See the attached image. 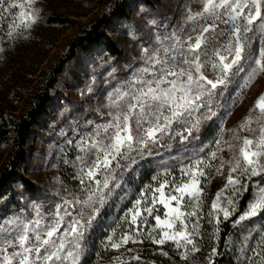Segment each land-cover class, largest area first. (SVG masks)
I'll list each match as a JSON object with an SVG mask.
<instances>
[{
	"label": "snow or ice",
	"instance_id": "6c2138e0",
	"mask_svg": "<svg viewBox=\"0 0 264 264\" xmlns=\"http://www.w3.org/2000/svg\"><path fill=\"white\" fill-rule=\"evenodd\" d=\"M200 2L202 9L187 17L188 21L196 22L198 26L200 20L205 21L195 42H190L193 39L191 36L188 41H182L173 33L175 42L170 46L165 47L161 43V49L151 53L144 49L147 66L141 68L131 81L126 82L127 90L117 87L109 93V104L106 106L115 109L114 112H109L111 120L98 125L93 135L82 140L80 151L85 155L77 157L82 165L79 179L84 186L83 198L65 199L63 204L57 205L48 214V218L37 207L33 219L14 217L0 222V264H80L85 250V232L91 228L99 208L104 206L114 189L119 187L116 169L131 168L137 162V155H144L150 144H157L172 131L173 124L191 125L185 129L191 135L192 129L200 123V117L196 113L201 108L211 112L210 106L218 95L216 89L223 86L222 92L227 90L231 83L230 77L244 73L247 77L244 82L246 88L256 76L264 72V43L253 51L252 37L248 36L249 32L256 35L259 31L258 39H264L261 11L264 0ZM15 7L17 5L9 0H0V12L10 11ZM35 22L34 15L26 12L20 26L28 27ZM257 22L258 29H254L253 25ZM218 23L227 26L230 39L222 50H209V42L225 34V29L217 31ZM207 33L211 35H205ZM8 36L11 37L12 33L9 32ZM202 56L204 59H201ZM245 65H248L247 71ZM206 67H211L217 73L215 79L206 76ZM256 109L261 114L260 118L264 119V95L259 97ZM251 123L252 118L249 116L240 125V130H251ZM259 133L255 140L244 139L239 149L240 158L233 164L226 188L239 182L231 174L238 170L252 176L264 173V161L261 159L264 157V125L260 127ZM176 134L186 139L182 133ZM212 156L215 158V153ZM121 161L124 163L121 164ZM202 167V161L187 167L183 171V175L189 177L187 181L175 183L164 179L158 181V187L148 186L143 190L140 199L125 217L127 220L130 215L129 223L134 227L130 228V233L122 235L119 241H114L110 236L108 239L111 247L118 249L129 240L136 242L135 237L142 231L138 218L143 213L152 216L155 206L160 204L165 209L163 218L160 214L154 216L155 225L147 233V238L159 245L171 241L178 250H184L181 254L185 259V252L199 251L194 240L199 231V217L191 227L189 222L192 217L197 216L201 203L200 184L201 177L205 175ZM113 181L116 183L113 184ZM233 191L238 189L233 187ZM258 193L246 213L240 216V220L264 212V186L258 189ZM222 194H217L212 208L223 212L227 218L230 215L228 209L218 207ZM228 203L232 204L233 201L229 200ZM76 206V215H73L69 209ZM86 209H92V214L86 215ZM68 217L71 219H66Z\"/></svg>",
	"mask_w": 264,
	"mask_h": 264
},
{
	"label": "rangeland",
	"instance_id": "374dc122",
	"mask_svg": "<svg viewBox=\"0 0 264 264\" xmlns=\"http://www.w3.org/2000/svg\"><path fill=\"white\" fill-rule=\"evenodd\" d=\"M118 1L30 0L29 2V0H9L10 3L17 5L15 8L17 12L8 18L7 24H3L5 31L0 35V103H4L9 111L21 115L26 104L32 99V94L45 81L47 74L56 65V61L62 56L65 48L80 28L93 22L97 16L115 6ZM122 1L125 2V0ZM147 1L148 4L140 0H131L127 14L130 22L127 19H117L116 30L110 31L118 46L125 50L126 56L118 61L120 64L115 63V59H110L109 56L97 51L96 54L90 56L91 61H86L81 66L71 62L60 77L61 80L55 90L57 96L52 105V117L47 119L46 127L40 128L37 135H34L29 141L32 149L25 172L35 183L36 192L28 194L23 185L17 186L20 202L17 203V208L3 212L0 210V222L14 217L33 219L36 216L37 207L48 218V214L53 212L57 205L63 204L65 199L83 198L82 189L84 186L79 179L82 165L77 157L85 155L80 151L82 140L93 135L98 125H103L111 120L109 112H114L115 109L106 106L109 104V93L117 87L127 90L126 82L131 81L141 68L147 66L144 49H148L151 53L161 49V43L165 47L170 46L175 42L173 33L182 41H188V37L191 36L193 39L190 42L192 43L195 42V37L200 35L205 21L200 20L198 26L196 22L187 19L190 13L199 12L202 9L203 5L200 0ZM261 11L262 19H264V7ZM26 12L33 14L36 22L28 27H21ZM50 15H59L67 20L61 25L53 24L49 19ZM1 20L4 21L5 18L3 17ZM258 24L259 22L253 25L254 29H258ZM220 29H225V34L210 41L209 50L215 48L222 50L228 44L230 35L226 30L227 26L218 23L217 31ZM9 32L12 33L11 37L8 36ZM205 35L210 36L211 33ZM248 36L252 37L253 51L264 43V39H258L259 31L256 32V35L249 32ZM186 47L187 44H185ZM161 55H163L162 52ZM201 59L204 57L202 56ZM247 70L248 65H245V71ZM205 74L209 79H215L217 75L211 67H206ZM230 79L231 83L228 84L227 90L222 92L223 86H218L216 89L218 95L210 106L211 112H214L212 115L210 112V116H213L210 119L221 117L219 121H222L219 139L211 151L212 154L215 153L216 178L219 183L212 195L213 202L218 193H223L218 207L227 208L229 213L235 211L237 203L235 193L237 191L234 192L233 187L238 189L241 177H246V185L253 183L256 187L252 195V202L259 194L258 189L264 186V173L252 176L238 170L231 174L239 182L226 188L233 164L236 159L240 158L239 149L244 139L255 140L260 134V127L264 125V119L260 118L261 114L256 109L259 97L264 95V72L256 76L255 80L246 88L244 82L247 77L244 73L230 77ZM221 92L222 94H220ZM232 94L234 100L231 97ZM208 112L206 108H201L196 115L202 120ZM249 116L252 118L251 130H240V125ZM133 130L135 132L134 125ZM167 139V135H165L157 144H150L145 149V154L137 155V158L164 150L165 148L162 146L166 145ZM193 145L196 147L195 142ZM7 152L8 146L0 142V167L6 159ZM211 157L213 156L211 155ZM261 159L264 161V157ZM161 160V166H168L167 169L170 164H176V159L166 160L165 157H162ZM210 162V160L203 162L202 170L205 175L201 177V201L205 199L204 195L208 191ZM123 163L121 161V164ZM194 163L196 162L193 160L191 163H184V170ZM113 168H115V163H113ZM124 170L128 169L121 168L115 171L116 181L119 183L123 178ZM169 175L165 174L164 178L175 183L189 179L183 175V172L178 176ZM116 181L112 183L114 184ZM165 191L167 192V189ZM229 200H232L233 203L229 204ZM134 206L135 203L130 209ZM143 207L142 204L141 208ZM77 208L78 206L69 210L73 212V215H76ZM155 208L152 216L143 213L142 217L138 218V223L142 228L141 234L135 237L136 242L129 240L128 243L139 244L140 236L145 234L147 237V233L155 225L152 218L157 214L163 218L165 211L163 205L157 204ZM102 209V207L99 208V213ZM216 212L219 215L223 214L221 211ZM85 213L91 215L92 209H86ZM128 216L130 221V215ZM197 217L198 214L196 217H192L189 227ZM96 218L92 221V226ZM91 228L85 232L84 252L87 248L86 242ZM126 233H130V229ZM122 235L124 233L117 236L121 237ZM166 242L174 246L171 241ZM128 243H123L121 246L126 248ZM159 246L163 247V245ZM260 249L261 246L258 247L257 252H262L264 248L261 251ZM262 253L264 254V252ZM261 256L257 260V264H264V255L261 254Z\"/></svg>",
	"mask_w": 264,
	"mask_h": 264
},
{
	"label": "trees",
	"instance_id": "16d2710c",
	"mask_svg": "<svg viewBox=\"0 0 264 264\" xmlns=\"http://www.w3.org/2000/svg\"><path fill=\"white\" fill-rule=\"evenodd\" d=\"M140 1L148 4L147 0ZM130 4L131 0H119L93 22L80 28L56 61V65L47 74L45 81L32 94V99L26 104L21 115L9 111L4 103H0V142L8 146L6 159L0 167L2 212L17 208L20 202L17 186L23 185L28 194L36 192L35 183L25 172L32 149L29 141L37 135L40 128L46 127L47 119L52 117V105L57 96L55 90L68 65L73 62L81 66L82 63L91 61L90 56L97 51L115 59L117 64L126 56L125 50L118 46L110 31L116 30L117 19H127L130 22L127 16ZM15 8L0 12V35L5 31L3 24H7L8 18L17 12ZM3 17L4 21L1 20ZM49 19L51 23L60 25L67 20L59 15H50ZM231 97L234 100L233 94ZM213 113L211 112V115ZM212 117L210 112L206 113L204 119H200L198 127L192 129L191 135L185 130L191 125L174 124L172 131L167 134L166 145L162 146L164 150L138 157L130 170L122 172L123 178L119 187L96 215L80 264H255L262 257L261 254L264 255V249L257 252L258 247L261 246L260 251L264 248V212L244 220L239 219L246 213L253 200L252 195L256 188L253 183L246 185V177H241V184L235 193V211H230L231 215L227 218L212 208V195L219 183L216 178L217 161L211 157V151L219 139L222 122L219 121L221 117L211 120ZM176 133H182L186 139ZM162 157L166 160L176 159V164H170L168 169V166L162 167ZM192 160L211 161L208 191L197 212L199 231L194 240L199 251L185 252V259L181 254L183 249L178 250L168 242L161 248L152 243L145 234L140 236L139 239L143 242L139 244L128 243L126 248L123 245L118 249L112 248L108 239L110 236L114 241H119L118 234H125L134 227L130 225L129 218L126 220L125 217L131 206L140 199L142 191L148 186L158 187V181L165 179V174H182L184 163H191ZM154 177L158 179H153ZM152 221L155 223L154 218Z\"/></svg>",
	"mask_w": 264,
	"mask_h": 264
}]
</instances>
